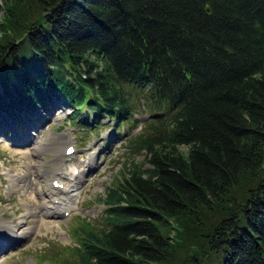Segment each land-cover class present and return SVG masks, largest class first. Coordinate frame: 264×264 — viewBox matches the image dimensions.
Returning a JSON list of instances; mask_svg holds the SVG:
<instances>
[{
    "label": "trees",
    "instance_id": "16d2710c",
    "mask_svg": "<svg viewBox=\"0 0 264 264\" xmlns=\"http://www.w3.org/2000/svg\"><path fill=\"white\" fill-rule=\"evenodd\" d=\"M0 16V118L63 97L118 126L131 86L154 113L70 264H264V0H2Z\"/></svg>",
    "mask_w": 264,
    "mask_h": 264
},
{
    "label": "rangeland",
    "instance_id": "374dc122",
    "mask_svg": "<svg viewBox=\"0 0 264 264\" xmlns=\"http://www.w3.org/2000/svg\"><path fill=\"white\" fill-rule=\"evenodd\" d=\"M127 89L133 111L131 118H124L118 126L114 125V118L106 115L94 122L96 116L91 112L87 121L92 123V127L85 125L84 128L82 125L86 124V120L74 121L70 117L73 111L63 97L55 99L45 110L24 114L21 120L19 117L18 122L14 121L15 124L11 118H0V223L14 229L9 231L5 228L4 232L7 233H0V245L4 248L0 254V264H70L76 260L78 238L74 235V229L85 218L91 220L89 223H102L105 206L101 198L105 190L119 178L128 161L139 162L143 158L142 155L128 152V141L139 133L144 123L154 120L151 118L154 113L145 108L141 110L145 93L140 88L131 86ZM80 111L81 114L86 112L84 109ZM134 118L138 122H134ZM8 122L13 124L12 129H7ZM11 142L16 144L11 145ZM67 145L75 147L74 155H64ZM91 147L97 152L102 148L96 155L99 169L93 172L97 173V177L89 179L93 184L88 187L90 182L87 181L82 185L83 194L72 198L71 211L66 210L68 215H45L51 212L39 208L48 210L50 206L44 202L42 205L46 208L39 207L42 205L38 193L52 189L54 177L67 184L65 175L64 178L55 175V171L67 160L71 171L78 169L80 161L86 159ZM181 147L186 150L185 146ZM63 157L66 158L65 163ZM37 163L41 166L37 167ZM61 171L58 170L59 173ZM13 179L18 184L15 187H12ZM83 179L86 181L87 177L83 176ZM55 195L51 194L50 197ZM51 202L56 205L55 201ZM58 205L62 210L63 205ZM19 234L25 237L8 251L12 244L10 236L16 238Z\"/></svg>",
    "mask_w": 264,
    "mask_h": 264
},
{
    "label": "bare ground",
    "instance_id": "6f19581e",
    "mask_svg": "<svg viewBox=\"0 0 264 264\" xmlns=\"http://www.w3.org/2000/svg\"><path fill=\"white\" fill-rule=\"evenodd\" d=\"M41 166V164H38L37 163V167H40ZM59 170H62L61 171V173H63V168H60ZM16 179V178H15ZM15 179H13V185H12V187H15V186H17L18 184H17V182L15 181ZM49 196L52 194H54V192L52 193L51 191L49 192V191H47L46 192ZM60 202H56V207H57V209H59L60 211H61V207L58 205ZM61 204V203H60ZM41 207H44V208H46L44 205H42ZM15 218H13V220H14ZM1 226H3L2 224H0ZM6 228H8V229H10L9 231H12V230H14V229H11V228H9V227H7L6 226ZM22 229V228H21ZM19 230V229H18ZM16 231V230H15ZM9 234V233H8ZM25 237V235H22V234H19L18 236H16V238L14 239L16 242L17 241H21L23 238ZM4 250V248H3V246L2 245H0V254H1V252Z\"/></svg>",
    "mask_w": 264,
    "mask_h": 264
}]
</instances>
